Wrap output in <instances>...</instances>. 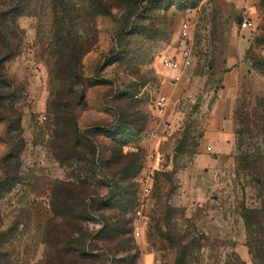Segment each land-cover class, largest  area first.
Instances as JSON below:
<instances>
[{
  "label": "rangeland",
  "instance_id": "1",
  "mask_svg": "<svg viewBox=\"0 0 264 264\" xmlns=\"http://www.w3.org/2000/svg\"><path fill=\"white\" fill-rule=\"evenodd\" d=\"M221 104L229 146L197 154ZM0 122V264H264V0H0Z\"/></svg>",
  "mask_w": 264,
  "mask_h": 264
},
{
  "label": "built area",
  "instance_id": "2",
  "mask_svg": "<svg viewBox=\"0 0 264 264\" xmlns=\"http://www.w3.org/2000/svg\"><path fill=\"white\" fill-rule=\"evenodd\" d=\"M241 30H250L254 27V22L252 21H244L239 24ZM190 30L191 25L189 22H184L181 27V32L179 36V45L181 49L182 58H174V57H164L162 62L163 64L173 71L182 72L183 70H187L190 66L191 62L189 60L190 54ZM176 80H179L177 77ZM169 107V99L166 96H161L158 98L156 102V108L161 113H164ZM44 119H46L44 117ZM151 138L153 141H158L161 139V135L158 132H153L151 134ZM208 152L212 151L211 147L207 148ZM160 153L156 149L149 150L144 159L143 170L138 179V191L140 193V204L136 208V213L139 217H143L145 206L148 204L150 198L153 195L156 184V173L158 171V165L160 163Z\"/></svg>",
  "mask_w": 264,
  "mask_h": 264
},
{
  "label": "crops",
  "instance_id": "3",
  "mask_svg": "<svg viewBox=\"0 0 264 264\" xmlns=\"http://www.w3.org/2000/svg\"><path fill=\"white\" fill-rule=\"evenodd\" d=\"M187 70H183L182 72L179 71H174L172 70L173 73L167 72L165 73L169 77H172L173 75L176 74V72H179L176 74L178 77L183 75V72L185 73ZM167 93L169 92L168 87L165 90ZM33 112V111H32ZM155 113V112H154ZM155 115V114H154ZM155 119L157 117L155 116ZM157 122V121H156ZM154 129L160 130V131H165V125L160 124L157 125V123L154 122ZM231 128H232V120L230 117V110L225 104L218 105L213 111L212 115L208 120V126L207 130L205 132L204 138L202 140V145L199 147V151L197 154L200 153H207V148L211 147L213 151V147H221L224 149L226 146H229L227 142L231 138ZM6 135V125L4 123L0 122V138ZM166 140V137L165 139ZM211 143L210 146L204 147L203 143ZM153 146H158V143L154 142L152 143ZM168 147V146H166ZM157 148V147H156ZM167 149V148H166ZM211 151V152H212ZM209 153V152H208ZM6 154V147L5 144L0 140V157L2 158ZM197 159H195V164L199 165L202 163L201 161V156L195 155Z\"/></svg>",
  "mask_w": 264,
  "mask_h": 264
},
{
  "label": "trees",
  "instance_id": "4",
  "mask_svg": "<svg viewBox=\"0 0 264 264\" xmlns=\"http://www.w3.org/2000/svg\"><path fill=\"white\" fill-rule=\"evenodd\" d=\"M24 108L22 107V106H20V107H18V110L21 112V111H24L23 110ZM33 115V114H32ZM8 135H9V133H10V131H9V129H8ZM11 153V152H10ZM12 155H14V153H13V150H12V153L10 154V157L12 156ZM144 159H145V157L143 156V157H141L140 156V161H139V167H138V173H137V175H136V177H135V179H134V184H135V186L137 187V189H138V179H139V176H140V174H141V172H142V170H143V165H144ZM162 158L160 157V160H161ZM160 164L158 165V171H157V173H156V184H155V190H154V192H153V195H152V197H156V196H159L160 194H161V192L164 190V187H163V180L165 179V176H166V174H168V171H166V169L165 168H163L161 171H160ZM151 197V198H152Z\"/></svg>",
  "mask_w": 264,
  "mask_h": 264
},
{
  "label": "water",
  "instance_id": "5",
  "mask_svg": "<svg viewBox=\"0 0 264 264\" xmlns=\"http://www.w3.org/2000/svg\"><path fill=\"white\" fill-rule=\"evenodd\" d=\"M180 150V145L176 148V152H179Z\"/></svg>",
  "mask_w": 264,
  "mask_h": 264
}]
</instances>
